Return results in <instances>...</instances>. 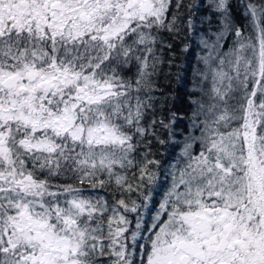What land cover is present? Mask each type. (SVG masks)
I'll use <instances>...</instances> for the list:
<instances>
[{"label":"snow or ice","instance_id":"obj_1","mask_svg":"<svg viewBox=\"0 0 264 264\" xmlns=\"http://www.w3.org/2000/svg\"><path fill=\"white\" fill-rule=\"evenodd\" d=\"M0 264H264V0H0Z\"/></svg>","mask_w":264,"mask_h":264},{"label":"trees","instance_id":"obj_2","mask_svg":"<svg viewBox=\"0 0 264 264\" xmlns=\"http://www.w3.org/2000/svg\"><path fill=\"white\" fill-rule=\"evenodd\" d=\"M199 27V25H198ZM198 36L186 38L181 32L180 36L172 42L175 47V60L173 67L169 68L167 60L162 65L163 72L159 76L160 91L165 95L160 96V103L164 104V110L167 113L169 110L176 114V122L174 130L177 140H181L186 135L188 126V115L190 114V91L193 87V68L195 66L196 54L199 51L196 43ZM189 45L188 52H182L184 44ZM175 65H179L177 68ZM177 73L181 77L178 79ZM159 96V92L157 93ZM161 138L167 139L166 133H161ZM153 151L156 153V158L162 160H171L179 152V148L173 149L171 143L164 146L155 144Z\"/></svg>","mask_w":264,"mask_h":264}]
</instances>
